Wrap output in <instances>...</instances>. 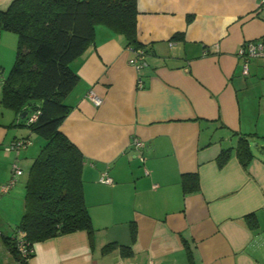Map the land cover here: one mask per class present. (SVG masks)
Segmentation results:
<instances>
[{
	"label": "crops",
	"instance_id": "0c3cea01",
	"mask_svg": "<svg viewBox=\"0 0 264 264\" xmlns=\"http://www.w3.org/2000/svg\"><path fill=\"white\" fill-rule=\"evenodd\" d=\"M12 1L0 0V9ZM136 7V38L147 50L140 74L124 38L103 25L71 62L78 79L59 129L84 157L91 232L34 243L28 264H264V58H250L244 72L237 55L245 41L264 42V0H137ZM10 33L0 32V98L16 51ZM21 118L0 104V186L14 164L22 171L0 190L5 259L3 236L16 233L36 154L32 143L9 149L35 136ZM240 134L252 138L247 166L234 153ZM223 147L233 149L219 166ZM102 173L113 183L99 182ZM185 174L197 175V190L183 191Z\"/></svg>",
	"mask_w": 264,
	"mask_h": 264
},
{
	"label": "trees",
	"instance_id": "16d2710c",
	"mask_svg": "<svg viewBox=\"0 0 264 264\" xmlns=\"http://www.w3.org/2000/svg\"><path fill=\"white\" fill-rule=\"evenodd\" d=\"M137 0H13L0 9V32L16 35L14 61L2 81L0 104L22 116L43 143L25 181L24 209L14 235L3 242L17 264H28L33 244L51 237L86 230L92 225L82 189L83 154L60 131L70 110L65 95L77 82L71 62L93 43L98 25L124 38L125 45L143 48L136 38ZM182 34H176L179 38ZM36 118L29 121L32 114ZM28 138V137H24ZM251 139L240 134L234 153L243 166L253 158ZM231 147L220 149L219 166ZM184 192L198 189L196 174L181 178ZM22 237L27 254L18 250Z\"/></svg>",
	"mask_w": 264,
	"mask_h": 264
},
{
	"label": "built area",
	"instance_id": "2783aa9c",
	"mask_svg": "<svg viewBox=\"0 0 264 264\" xmlns=\"http://www.w3.org/2000/svg\"><path fill=\"white\" fill-rule=\"evenodd\" d=\"M131 52L133 53L132 57L129 58V64L135 68V70L140 74L142 69L147 65V52L143 48H137L133 49L129 47ZM237 55L245 60V64L243 66L244 72L247 70V64L246 62L250 58H264V42L261 41H252L248 40L243 42L240 47L237 50ZM138 85L142 86V80L139 76L138 78ZM87 96L97 105L101 103V99L92 91L90 90ZM36 118V113L32 114L29 118V121H32ZM30 138H20L12 141L9 144V149L18 152V150L22 147H26L29 145ZM133 146L142 149L144 147L143 141L138 139V138H133L132 142ZM141 160L143 158L141 157ZM13 178L10 179V181L7 184H4L0 186L1 192H6L14 183L15 178L14 176H19L22 171L20 168L16 166V164L13 165ZM99 182L104 183V184H112L113 180L112 178L107 175L106 173H102L99 177ZM17 247L18 250L22 253V255L27 254V249H26V244L25 241L22 237H19L17 240Z\"/></svg>",
	"mask_w": 264,
	"mask_h": 264
},
{
	"label": "rangeland",
	"instance_id": "374dc122",
	"mask_svg": "<svg viewBox=\"0 0 264 264\" xmlns=\"http://www.w3.org/2000/svg\"><path fill=\"white\" fill-rule=\"evenodd\" d=\"M10 34H12L11 36H13L14 38H15V34L14 33H10ZM14 54H15V52H14ZM14 58H15V56H14ZM13 58V59H14ZM14 61V60H13ZM11 67V66H10ZM9 69L10 68H8V70H6V74H7V72L9 71ZM258 139V138H257ZM256 139V140H257ZM260 140V139H259ZM30 142L32 143V146L34 147V150H35V153L37 154L38 153V151H39V149H40V146H41V144L43 143V141H42V139L40 138V137H38V136H33L32 137V139L30 140ZM35 154V155H36ZM2 247H0V264H17L16 262H15V260H14V258L11 256V255H9L8 253H6V255L8 256V259H5L4 258V256H3V251H2V249H1ZM11 256V257H10Z\"/></svg>",
	"mask_w": 264,
	"mask_h": 264
},
{
	"label": "water",
	"instance_id": "95a60500",
	"mask_svg": "<svg viewBox=\"0 0 264 264\" xmlns=\"http://www.w3.org/2000/svg\"><path fill=\"white\" fill-rule=\"evenodd\" d=\"M26 114V111L23 112L22 117Z\"/></svg>",
	"mask_w": 264,
	"mask_h": 264
}]
</instances>
